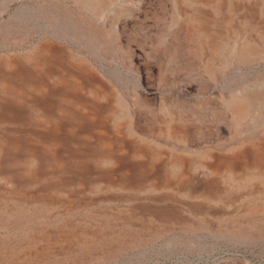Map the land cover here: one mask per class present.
I'll return each instance as SVG.
<instances>
[{
    "label": "rangeland",
    "instance_id": "obj_1",
    "mask_svg": "<svg viewBox=\"0 0 264 264\" xmlns=\"http://www.w3.org/2000/svg\"><path fill=\"white\" fill-rule=\"evenodd\" d=\"M0 264H264V0H0Z\"/></svg>",
    "mask_w": 264,
    "mask_h": 264
},
{
    "label": "bare ground",
    "instance_id": "obj_2",
    "mask_svg": "<svg viewBox=\"0 0 264 264\" xmlns=\"http://www.w3.org/2000/svg\"><path fill=\"white\" fill-rule=\"evenodd\" d=\"M73 237V236H72ZM70 239H72V238H70Z\"/></svg>",
    "mask_w": 264,
    "mask_h": 264
}]
</instances>
